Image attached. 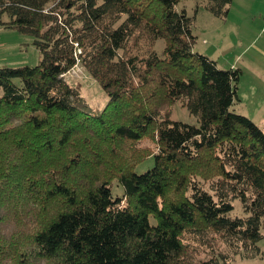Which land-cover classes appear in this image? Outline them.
Wrapping results in <instances>:
<instances>
[{"label":"trees","instance_id":"trees-1","mask_svg":"<svg viewBox=\"0 0 264 264\" xmlns=\"http://www.w3.org/2000/svg\"><path fill=\"white\" fill-rule=\"evenodd\" d=\"M183 1L0 0V24L41 52L0 66V264L261 253L264 125L232 108L242 69L195 49L200 7L225 20L233 0H196L191 14ZM78 62L103 108L65 78ZM177 101L198 124L171 118ZM236 199L244 215L230 214Z\"/></svg>","mask_w":264,"mask_h":264},{"label":"rangeland","instance_id":"rangeland-1","mask_svg":"<svg viewBox=\"0 0 264 264\" xmlns=\"http://www.w3.org/2000/svg\"><path fill=\"white\" fill-rule=\"evenodd\" d=\"M196 0H184L179 4V7H187L188 12H194ZM198 25L194 28L195 34L200 33L202 27L210 26V23L216 21L219 25L221 19L213 15L210 11L200 7L197 16ZM264 21V20H263ZM228 23H226L227 25ZM225 25V26H226ZM254 26V27H253ZM252 36L246 37L245 43L240 47L243 54L236 58L238 52L235 51V40L228 31L223 36V44H221L222 58L218 60L220 67H227L233 62V66L244 67L243 76L241 78L238 93L242 100L232 106L238 112L244 113L253 119L257 124L264 125V22L253 24ZM232 31H236L232 29ZM230 33V34H229ZM233 35H236L232 32ZM230 37V40H229ZM235 38V36H234ZM219 42V39H215ZM231 45H225L226 42ZM196 45V44H195ZM201 42L195 49H200ZM163 40L157 42L156 48L161 50ZM215 58V57H214ZM41 59V52L33 44L32 36L24 34L17 29L4 27L0 24V66H18V65H34ZM237 64V65H236ZM228 68V67H227ZM65 78L71 84L78 85L82 94L92 107L103 108L109 101V96L102 86L85 70L81 63H77L72 69L65 73ZM171 118L174 120H182L189 123L198 124L197 117L191 114L187 107L181 101H177L173 107ZM154 164V158L149 157L141 162L136 167L137 172H142ZM113 195L123 192V187L120 184H113ZM232 216L244 215L239 199L235 200V207L230 213ZM258 245L261 248V253L258 256L251 258H243L240 255L236 256L231 264H264V238ZM220 264H225L221 262Z\"/></svg>","mask_w":264,"mask_h":264},{"label":"crops","instance_id":"crops-1","mask_svg":"<svg viewBox=\"0 0 264 264\" xmlns=\"http://www.w3.org/2000/svg\"><path fill=\"white\" fill-rule=\"evenodd\" d=\"M263 20H264V0H233L227 18L225 20H221L220 25L213 20V22L210 23V26L208 27L204 26L200 29V33H198L199 38L197 40L196 45H198V41L201 42V45L199 47L200 49L197 50L202 51L213 58L215 57V59L218 61L220 58H222L221 55L219 57L218 55L221 53V49H222L221 44H223V38H224L223 36H225V33L229 31L233 39L235 40V46H236L235 51L238 52L236 58H239L244 52L240 50V47H242L245 44L242 41V39L245 40L246 37L252 36V34H254L252 32L254 27L253 24L256 22L257 23L264 22ZM226 23L228 24L226 25ZM232 29H235L236 31H232ZM232 32H234L236 35H233ZM215 39H219L220 41L216 42ZM228 44L231 45V41L230 43L228 42L225 43V45ZM225 66L237 67V66H233V62H231L230 65H225ZM240 68L244 69L243 65ZM242 76H243V70H242L241 78ZM239 84H238V89H239ZM242 98L239 95L238 101L240 102Z\"/></svg>","mask_w":264,"mask_h":264}]
</instances>
